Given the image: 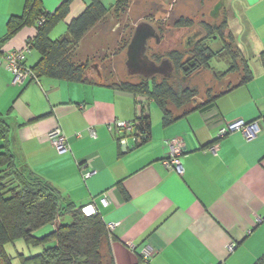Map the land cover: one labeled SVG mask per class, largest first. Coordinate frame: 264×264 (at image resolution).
I'll return each mask as SVG.
<instances>
[{
	"label": "crops",
	"instance_id": "0c3cea01",
	"mask_svg": "<svg viewBox=\"0 0 264 264\" xmlns=\"http://www.w3.org/2000/svg\"><path fill=\"white\" fill-rule=\"evenodd\" d=\"M220 1L243 65L224 78L212 101L171 105L167 125L151 100L145 106L151 131L143 142L136 129L117 126L134 125L141 111L139 97L113 87L118 83L96 74L88 83L41 76L16 86L12 73L0 68V116L18 122L17 142L28 166L77 207H94L109 230L115 264H255L264 256V0ZM26 3L0 0V41ZM41 3L50 15L63 0ZM90 3L72 0L50 38L69 37V24ZM37 33L35 25L23 27L1 45L0 58L25 50ZM26 56L31 69L40 60L34 49ZM244 64L252 75L245 81ZM238 121L257 123V137L248 140L241 131L220 136ZM55 128L68 140L66 154L48 138ZM176 139L185 147L182 175L163 163Z\"/></svg>",
	"mask_w": 264,
	"mask_h": 264
},
{
	"label": "trees",
	"instance_id": "16d2710c",
	"mask_svg": "<svg viewBox=\"0 0 264 264\" xmlns=\"http://www.w3.org/2000/svg\"><path fill=\"white\" fill-rule=\"evenodd\" d=\"M126 1L117 0L114 5L120 8L126 5ZM71 2L72 0H63L60 8L49 15L42 9L41 0H27L23 15L11 18L8 34L0 41V49L3 43L23 27L35 25L38 33L29 45L30 49L36 50L40 55L39 62L32 68L38 78L47 76L76 83L93 82L94 80L85 78L86 67L74 61L73 52L89 30L103 21L114 5L110 7L101 0H91L83 14L69 24V37L52 40L50 33L68 15ZM42 19L44 21L38 24ZM191 24V21L183 19L174 23L179 28L190 27ZM222 27L209 26L207 30L213 35L214 31H221ZM232 41L231 36L225 38V49L220 53H214L201 46L203 49L198 50L200 66L195 69V73L208 69L211 60L216 57L224 58L225 54L229 57L231 66L226 72L213 69L215 78L223 79L229 73L236 72L243 62L237 47V53L230 55L233 50ZM260 60L264 66V50L260 54ZM243 67V80H249L252 75L248 65L244 64ZM140 80L138 85L122 83L113 87L132 92L139 97L141 111L135 122V129L143 142L151 131V121L145 113V106L151 100L162 111L163 123L167 125L173 121L169 107L173 105L181 108L187 105L194 99L196 92L192 91L191 87L184 86L188 82L171 85L169 80H173L172 78H162L159 83L157 79ZM216 95L217 93L214 94ZM213 98L207 101L210 102ZM18 127V122L13 117L0 116V262L12 264L5 247L24 238L34 245L45 246L48 243V247L45 246L43 251L35 256H21L22 264H115L109 230L102 217L98 213L86 216L83 208L77 207L56 187L30 169L17 142ZM48 225L55 228L52 233L42 238L32 235L34 231ZM255 264H264V256Z\"/></svg>",
	"mask_w": 264,
	"mask_h": 264
},
{
	"label": "rangeland",
	"instance_id": "374dc122",
	"mask_svg": "<svg viewBox=\"0 0 264 264\" xmlns=\"http://www.w3.org/2000/svg\"><path fill=\"white\" fill-rule=\"evenodd\" d=\"M116 1L103 0L106 6H111ZM219 1L127 0L126 5L120 8L114 5L104 20L89 30L79 49L73 53L77 56V62L86 67L85 78L87 79L96 81L98 79L96 74L100 72L102 74L101 78L109 84L129 83L138 85L141 80L137 77H129L126 70L127 49L136 27L140 23L146 22L151 24L157 31L159 30L161 34V41L158 44L155 39L148 43V48L150 49L148 54L151 58L154 55L163 58L173 51H179L184 54L187 34L192 30L203 31L207 25L218 28L223 27L221 31L213 32V36L217 37L215 41L212 38H207L205 44L211 46L216 52L222 47L220 40L223 41L231 36L233 39V50L230 55H235L237 50L236 46H234V25H228L229 17L223 15L220 9L218 16H216L220 19L218 20V18L213 16V11L219 5ZM179 19L191 21L192 24L190 27L179 28L174 25ZM246 35L247 33L245 32L243 37ZM224 56V58H214L210 62L208 69H203L201 72L193 74V77L190 76L187 85L184 86L191 87L190 89L196 92V96L188 104L207 101V99L213 98L215 93L223 90L224 82L220 83L217 88L214 86L212 70L214 69L217 72L229 70L231 66L228 60L229 57L226 54ZM96 63H99L100 66L93 68ZM157 82H162V79L158 78ZM169 83L171 85L176 84L174 80H169ZM54 230L55 228L52 225H48L34 231L32 235L35 238H42ZM45 246L48 247V243ZM45 246L34 245L21 238L7 244L5 250L11 257L12 264H22L21 256H35L42 252ZM0 264L3 263L0 262Z\"/></svg>",
	"mask_w": 264,
	"mask_h": 264
},
{
	"label": "built area",
	"instance_id": "2783aa9c",
	"mask_svg": "<svg viewBox=\"0 0 264 264\" xmlns=\"http://www.w3.org/2000/svg\"><path fill=\"white\" fill-rule=\"evenodd\" d=\"M44 19L41 20L38 24H41ZM30 50V45L27 46L25 50L16 51L6 54L4 57L0 58V68L3 66L9 70L14 76L13 85L23 86L28 82H37L38 77L31 68H28L25 65L27 59V52ZM117 126L122 130H131L135 129V124L127 123H117ZM241 131L246 139L252 140L257 137L260 129L257 123L247 124L244 121H238L233 124H229L220 131V136L223 137L230 132ZM138 137V136H137ZM136 137V138H137ZM49 140L53 143L55 149L60 155L66 154L69 152V144L66 136L61 132L60 129L55 128L48 135ZM141 142V137L137 138ZM125 141V140H124ZM170 146V157L163 161L165 167L177 172L179 175L183 174V166L181 162V155L184 151V145L180 140H173L169 143ZM105 205L107 204L106 200L102 201ZM90 210V211H88ZM83 213L86 216H91L96 214V210L93 206H88L82 209ZM235 245L230 246V250H233ZM148 254V251L146 252Z\"/></svg>",
	"mask_w": 264,
	"mask_h": 264
},
{
	"label": "water",
	"instance_id": "95a60500",
	"mask_svg": "<svg viewBox=\"0 0 264 264\" xmlns=\"http://www.w3.org/2000/svg\"><path fill=\"white\" fill-rule=\"evenodd\" d=\"M151 39H155L157 43L160 42L158 31L149 23H140L127 49V73L129 77H142L146 80H153L157 76L171 79L174 76L175 67L170 64V61L163 60L157 64L149 58L148 43ZM94 67L97 66L94 65ZM97 75L101 80L100 72H97Z\"/></svg>",
	"mask_w": 264,
	"mask_h": 264
},
{
	"label": "flooded vegetation",
	"instance_id": "af4514ba",
	"mask_svg": "<svg viewBox=\"0 0 264 264\" xmlns=\"http://www.w3.org/2000/svg\"><path fill=\"white\" fill-rule=\"evenodd\" d=\"M219 2L220 3L217 6L216 10L213 11L214 17L218 16L219 9L222 10L221 5L223 4V1H219ZM216 18H218V20L220 19L219 17H216ZM209 26L210 25H207L205 27V29H203V31H193L192 30L191 32H189L187 34V37H186L187 40L185 41L186 48L184 50V54H182L179 51H173V52L169 53V55H167L163 58H160V56H158V55H154V56H152V58H153L152 59L148 54L149 58L157 64H160L163 60L170 61V64L173 65V67H175L174 76L172 77V79L176 82V84H178V83L183 84L184 82H188L190 76L195 74V69H197L200 66L199 61H198V59H199L198 50L203 49V48L201 49V46H203V47L205 46L207 49H209L210 51H212L214 53H218V52L220 53V51L222 52L225 49L222 40H220L222 47H220V49H218L216 52L214 51V49L211 48V46L205 44V40L207 38H212V40H214V41L216 40L215 38H217L216 36L214 37L213 35H211L208 32L207 29L209 28ZM158 33L160 35V41H161V34H160L159 30H158ZM151 40H153V39H151ZM202 43H204V45ZM149 51H150V49L148 50V53H149ZM138 78L144 79L142 77H138ZM158 78L162 79L164 77L157 76L154 79H158ZM144 80H146V79H144ZM223 80H224V78L223 79L215 78V74H214L213 82H214V86L216 88L220 86V83L224 82Z\"/></svg>",
	"mask_w": 264,
	"mask_h": 264
},
{
	"label": "bare ground",
	"instance_id": "6f19581e",
	"mask_svg": "<svg viewBox=\"0 0 264 264\" xmlns=\"http://www.w3.org/2000/svg\"><path fill=\"white\" fill-rule=\"evenodd\" d=\"M88 211H90V210H88Z\"/></svg>",
	"mask_w": 264,
	"mask_h": 264
}]
</instances>
